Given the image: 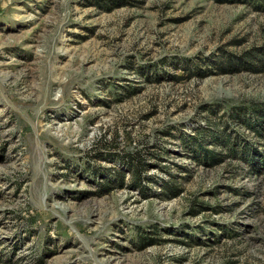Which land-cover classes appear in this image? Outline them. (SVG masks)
Instances as JSON below:
<instances>
[{
    "label": "rangeland",
    "instance_id": "rangeland-1",
    "mask_svg": "<svg viewBox=\"0 0 264 264\" xmlns=\"http://www.w3.org/2000/svg\"><path fill=\"white\" fill-rule=\"evenodd\" d=\"M262 157L264 0H0V264H264Z\"/></svg>",
    "mask_w": 264,
    "mask_h": 264
},
{
    "label": "trees",
    "instance_id": "trees-1",
    "mask_svg": "<svg viewBox=\"0 0 264 264\" xmlns=\"http://www.w3.org/2000/svg\"><path fill=\"white\" fill-rule=\"evenodd\" d=\"M212 125V124H210ZM211 126L209 127H205L210 129ZM211 133V134H209ZM208 135L211 137H214L215 139H219V133H216V131L211 130L209 131ZM224 142H227L224 141ZM234 151H235V146L233 144H230V146H228V154H232L234 155ZM218 153H216L213 149H207V147H203L202 148V155L203 157L210 163L215 162L218 160ZM127 163H126V169L127 171L130 173V185L133 187H138L140 189V191L142 190L144 192L145 187L144 185H142V181H141V175L142 172L146 169V159L141 155L140 151H135L132 154L127 155ZM259 163V167H256L257 169H264V157L260 158V160L258 161ZM125 172L126 171H117L116 172V181L119 183L123 182L124 176H125ZM110 183V181H108L107 179L103 180L102 183H99L103 189L110 190L111 186H109L108 184ZM161 186L163 187L164 190H169L172 191V187L171 185L168 186L166 184H161ZM176 194V193H174ZM147 239H145L147 241H151L150 237H146Z\"/></svg>",
    "mask_w": 264,
    "mask_h": 264
}]
</instances>
